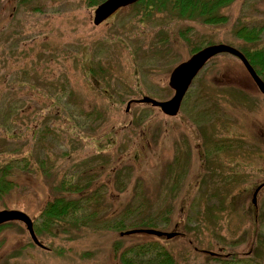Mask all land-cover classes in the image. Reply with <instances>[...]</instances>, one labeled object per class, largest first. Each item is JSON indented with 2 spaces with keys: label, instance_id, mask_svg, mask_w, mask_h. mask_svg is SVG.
Returning a JSON list of instances; mask_svg holds the SVG:
<instances>
[{
  "label": "rangeland",
  "instance_id": "1",
  "mask_svg": "<svg viewBox=\"0 0 264 264\" xmlns=\"http://www.w3.org/2000/svg\"><path fill=\"white\" fill-rule=\"evenodd\" d=\"M94 7L49 0L32 11L1 1L0 166L25 157L34 173L16 171L13 180L26 191L4 195L0 210L33 219L69 171L90 190L105 189L97 220L119 214L140 186L145 211L168 210L166 231L177 225L183 233L192 206L199 250L264 264V186L251 203L264 181V95L239 59L211 57L175 116L148 103L126 110L142 96L169 99L171 69L201 45L263 48L264 34L249 45L233 31L264 22V0L222 7L228 20L220 25L182 18L160 24L163 14L155 11L141 20L130 6L95 26ZM65 227L39 234L47 251L31 244L21 222L0 228V264H120L114 242L125 248L148 238ZM162 241L173 255L187 249L184 234ZM190 256L179 264H202L198 252Z\"/></svg>",
  "mask_w": 264,
  "mask_h": 264
},
{
  "label": "trees",
  "instance_id": "2",
  "mask_svg": "<svg viewBox=\"0 0 264 264\" xmlns=\"http://www.w3.org/2000/svg\"><path fill=\"white\" fill-rule=\"evenodd\" d=\"M0 0V4H1ZM49 0H17V3L29 10L39 11L42 5ZM104 0H85L88 5H95ZM235 0H141L136 6L140 7L142 14L147 16L158 12L163 14V20L159 23H168L174 18L199 20L204 24L220 25L226 23L228 17L220 11L223 6L230 5ZM188 31L186 26L181 30V37L185 38ZM264 34V22L253 25H241L233 31V35L246 44H255L262 39ZM254 70L264 79V47L263 48H239ZM79 111V110H78ZM94 112V111H92ZM90 116V114L88 115ZM91 117V116H90ZM9 126V124H7ZM33 174L34 171L27 167V159H11L5 165L0 166V200L16 187L17 190L25 191L24 187L13 180L16 171ZM47 174L46 171L43 172ZM48 175V174H47ZM73 172L63 174L58 184L54 187L56 195L47 201L38 215L33 220V228L36 235L48 233L51 229H68L66 224L92 230L113 231L120 233L125 230L136 228H163L168 222V210L145 211L141 199L140 186L137 187L133 200L123 210L110 218L97 220L100 198L104 192L102 185L91 189L76 181ZM105 210L103 206L99 211ZM190 212V211H189ZM191 215L187 217L188 226L183 227L184 236L187 238V249H180L178 255L170 253L161 239L149 236L145 241L137 244L132 243L128 247H120L118 242L112 245L114 257L120 264H179L188 262L191 259L190 252H198L202 257V264H236L238 258L227 260L217 259L215 256L206 255L198 249L191 238L197 236V228L193 225L196 220ZM4 225L2 226L5 227Z\"/></svg>",
  "mask_w": 264,
  "mask_h": 264
},
{
  "label": "water",
  "instance_id": "3",
  "mask_svg": "<svg viewBox=\"0 0 264 264\" xmlns=\"http://www.w3.org/2000/svg\"><path fill=\"white\" fill-rule=\"evenodd\" d=\"M138 0H105L101 4L97 5L93 11V24L99 25L107 17L113 14L116 10L121 7H124L128 4H132ZM229 53L236 56L254 81L258 90L264 94V83L258 77L252 66L246 60V58L236 49L225 44H215L205 46L195 53H193L187 60L179 63L173 68L168 78V86L173 89V96L166 101H157L149 97H142L141 99L136 100L139 103H149L153 107H159L160 110L168 115L174 116L177 114L181 100L188 89L191 81L198 73V71L203 67L205 62L210 59L212 56L218 53ZM256 189L254 195L256 194ZM254 201V199H253ZM10 220H19L25 224L26 230L28 231L32 241L39 245L32 228V222L28 216L20 211L15 210H1L0 211V224L10 221ZM132 233H146L152 234L155 236H164L166 238H171L175 233H165L155 229H140V230H130L126 231L123 234H132Z\"/></svg>",
  "mask_w": 264,
  "mask_h": 264
}]
</instances>
